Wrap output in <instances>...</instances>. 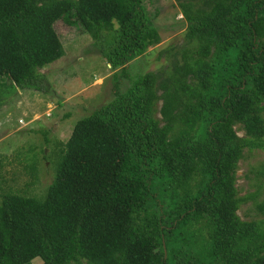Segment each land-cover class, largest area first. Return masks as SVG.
I'll list each match as a JSON object with an SVG mask.
<instances>
[{
	"label": "trees",
	"instance_id": "16d2710c",
	"mask_svg": "<svg viewBox=\"0 0 264 264\" xmlns=\"http://www.w3.org/2000/svg\"><path fill=\"white\" fill-rule=\"evenodd\" d=\"M178 2L184 46L121 90L125 65L161 41L143 0H0V92L45 90L58 19L119 68L44 198L2 192L0 172V264H264V221L239 217L252 195L236 187L243 150L264 148V0Z\"/></svg>",
	"mask_w": 264,
	"mask_h": 264
},
{
	"label": "rangeland",
	"instance_id": "374dc122",
	"mask_svg": "<svg viewBox=\"0 0 264 264\" xmlns=\"http://www.w3.org/2000/svg\"><path fill=\"white\" fill-rule=\"evenodd\" d=\"M143 5L158 28L161 41L125 65L128 77H117L121 90L137 73L167 67L166 56H159V49L184 46L187 22L178 0H143ZM53 26L64 54L39 69L45 90L13 89L7 79L6 90L0 92V172L4 193L44 198L75 122L114 95V76H118L119 68L111 69L92 44L91 36L82 26H70L61 19ZM234 128L238 135H244L238 126ZM263 169L264 148H245L237 166L236 187L239 195L252 196L237 211L241 219L264 221V208H260L264 207ZM39 262V257L32 261Z\"/></svg>",
	"mask_w": 264,
	"mask_h": 264
}]
</instances>
